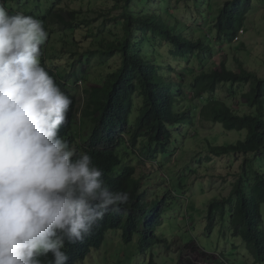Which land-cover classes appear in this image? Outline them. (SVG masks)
Segmentation results:
<instances>
[{"label": "trees", "instance_id": "1", "mask_svg": "<svg viewBox=\"0 0 264 264\" xmlns=\"http://www.w3.org/2000/svg\"><path fill=\"white\" fill-rule=\"evenodd\" d=\"M113 1L108 14L100 12L96 17L104 18L106 25H113L112 37L99 48L94 45L88 48L87 61L95 55L101 63H105L104 58L112 57H119V61L115 68L110 66L98 84L86 92L85 107L79 121L80 126L86 124L84 129L91 126L92 131L86 139L82 138L81 132L77 137L75 131L79 110L67 81L76 73L64 74L57 60L48 56V46H41L42 65L72 100L68 121L59 130L60 137L78 153L87 152L92 157L93 163L103 171L102 178L110 191L130 194L127 204L121 205V212L107 213L82 241H65L66 264H80L92 250H100L109 231H123L125 244L132 243L135 236L140 235L141 251L161 242L175 244L165 236L159 237L158 232L163 224L164 208L171 206L169 203L176 194L168 186L161 192L158 188H150V173L144 168L147 163L157 162L158 156L168 153L175 129L182 131L193 123L189 112L180 111L181 101L186 99L184 96L189 95L192 101L201 99L227 83L248 85V90L241 93L245 111L241 113L238 106L233 107L212 96L202 104L200 112L205 119L221 123L226 131H246V135L233 144L208 142L206 160L211 162L215 157L234 155L243 157L245 161L231 193L214 198L208 204L205 230L211 236L229 215L233 237L246 243L256 264H264V233L261 232L264 169L253 167L255 159L264 158V74L260 75L239 59L237 69L228 67L222 60L219 65L196 73L184 93L183 76L171 67L162 71L155 51L159 44H166L176 57H201L212 52L214 43L218 44V41L233 43L240 29L246 27L252 0H225L214 22L217 33L211 40L205 30L181 20L173 7L146 9L143 6L147 5L146 0ZM191 1L185 0L188 8L192 7ZM0 4L10 7L8 1H0ZM82 13L83 10L71 9L68 16L72 20H80ZM24 14L39 19L46 31L52 25L51 21L74 29L85 28V22L73 26L53 6L42 15L29 11ZM77 56L74 69L83 66L84 55ZM135 109L138 113L132 122L131 115ZM122 150L134 151L133 155L138 157L135 160L140 162L127 163L126 157L131 154H124ZM164 184H168L167 181ZM40 259L42 264H54L51 253ZM196 259L205 264L213 262V256L192 241L183 248L181 264H195Z\"/></svg>", "mask_w": 264, "mask_h": 264}, {"label": "rangeland", "instance_id": "2", "mask_svg": "<svg viewBox=\"0 0 264 264\" xmlns=\"http://www.w3.org/2000/svg\"><path fill=\"white\" fill-rule=\"evenodd\" d=\"M2 3H10V14L17 12H37L45 14L50 7L61 12L72 25L85 22V28L78 29L68 27L64 23L52 22L48 26L49 57H54L64 74L76 75L67 81L70 89L76 97L78 124L75 126L77 137L81 132L82 138L90 136L91 126H80L81 112L85 107L87 91L96 86L102 75L108 68H115L119 57L104 58L105 63L99 61L98 55L88 60L87 49L91 46L99 48L112 37L113 25H106L104 18L96 19L100 12L108 14L112 10L113 0H0ZM146 0V9L169 8L181 20L188 22L194 27H200L207 32L209 40L215 37L217 31L214 26L216 16L225 0H192V7L186 6L185 0ZM150 5V6H149ZM149 6V7H148ZM8 9V8H6ZM71 9L83 10L80 20H72L68 16ZM202 12V13H201ZM246 31L241 40L229 43L225 40L214 43L215 49L201 57L188 56L176 57L171 54L170 47L159 44L155 47L158 61L162 65V71L173 68L175 72L183 76L185 86L193 80L194 75L202 69H211L219 65L222 60L227 62L228 67L237 69V59L260 75L264 74V0H252L251 10L246 21ZM94 47V48H95ZM78 54H83V66H76L75 60ZM108 59V60H107ZM83 67V68H82ZM104 77V76H103ZM248 90L245 84H221L213 93H206L201 99L190 100L189 95L183 93L180 111L190 113L193 123L181 131L175 129L171 146L166 155L158 156L157 162L147 163L144 169L150 173L148 176L149 187L158 188L161 192L165 186L169 187L176 195L164 208L163 224L159 228V237H167L171 243H157L145 251H141L140 235H136L132 243L125 244L122 239L123 231H109L107 238L100 250H92L89 257L80 264H181L183 248L195 241L201 249L213 256V262L206 264H256L253 255L247 248L246 243L232 235L230 216L219 223L209 236L205 230L208 204L214 198L228 196L233 190L238 176L242 173L244 158L236 156L213 158L208 157V142L218 144H233L244 135L246 131H226L219 122L207 120L200 112L202 104L212 96L226 101L231 106H238L243 113L246 105L242 101L241 93ZM237 92L236 95L233 92ZM244 110V111H243ZM249 110V109H247ZM137 109L131 115L135 121ZM131 156L126 157L127 163L138 164L135 160L134 151H126ZM122 150V153H126ZM138 158V157H136ZM253 167L264 169V158L255 159ZM249 168V167H248ZM249 170V169H247ZM250 172V170L248 171ZM167 181L168 184H164ZM161 190V191H160ZM165 192H162L164 195ZM263 224L261 232L264 233V204L262 206ZM186 255V254H185ZM186 257V256H185ZM190 257V256H189ZM192 259V257H190ZM193 260V259H192ZM195 264H205L197 262ZM203 261V260H199Z\"/></svg>", "mask_w": 264, "mask_h": 264}, {"label": "clouds", "instance_id": "3", "mask_svg": "<svg viewBox=\"0 0 264 264\" xmlns=\"http://www.w3.org/2000/svg\"><path fill=\"white\" fill-rule=\"evenodd\" d=\"M9 10L0 4V264H42L49 253L66 264L65 241H82L130 194L110 191L92 157L60 137L72 100L41 63L48 33Z\"/></svg>", "mask_w": 264, "mask_h": 264}, {"label": "built area", "instance_id": "4", "mask_svg": "<svg viewBox=\"0 0 264 264\" xmlns=\"http://www.w3.org/2000/svg\"><path fill=\"white\" fill-rule=\"evenodd\" d=\"M241 32H243V30Z\"/></svg>", "mask_w": 264, "mask_h": 264}]
</instances>
